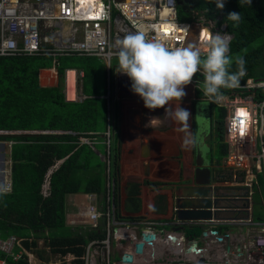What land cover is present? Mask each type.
I'll use <instances>...</instances> for the list:
<instances>
[{
  "label": "built area",
  "instance_id": "2783aa9c",
  "mask_svg": "<svg viewBox=\"0 0 264 264\" xmlns=\"http://www.w3.org/2000/svg\"><path fill=\"white\" fill-rule=\"evenodd\" d=\"M191 17L177 19L176 0H0V56L49 55L54 64L62 55L94 56L109 66L111 58L118 56L115 41L138 29H147L149 39H160L170 48L191 44L202 54L209 51L210 34L228 33L232 37L226 22H217L220 15L212 19L204 10H192ZM82 75L79 71L78 76ZM242 77L236 87L221 88L219 100L209 99L200 90L203 100L226 113V151L212 173L210 185L247 187L250 204L243 209L250 211L249 216L245 218V213L238 212L231 214L241 217L235 220H198L202 228L191 231L186 238L181 230L169 229L173 222L165 225L116 217L109 196L106 211H100L94 204V194L85 193V205L67 215L66 223L93 228L102 215L107 221L105 236L89 238L84 244L82 264H264V221L254 222L251 214L253 195H260L258 177L264 180V78L247 74ZM201 79L205 80L203 69L194 75L192 83L198 87ZM103 134L108 141L110 129ZM82 142L93 145L87 138ZM46 189L47 182L42 186V196L47 195ZM10 190L9 179L4 191ZM154 226L158 228L155 238L144 241L143 252L133 253V244L142 240V233L153 232ZM224 226H233L231 244L238 246V255L233 259L224 248ZM21 239L14 233L0 236V264H18L21 259L27 264H45L34 251L21 248ZM37 241L42 248V240ZM194 242L197 253L191 251ZM15 248L19 250L15 252ZM122 253L132 260L120 261ZM56 256L64 264H73L70 253Z\"/></svg>",
  "mask_w": 264,
  "mask_h": 264
},
{
  "label": "trees",
  "instance_id": "16d2710c",
  "mask_svg": "<svg viewBox=\"0 0 264 264\" xmlns=\"http://www.w3.org/2000/svg\"><path fill=\"white\" fill-rule=\"evenodd\" d=\"M192 10H204L205 15L212 19L220 15L217 22H226L227 29L232 33L229 55L233 61L236 56H243L246 74L264 78V41L246 51L242 50L264 36V5L261 0H252L251 6H241L239 0H225L223 9H218L214 0L181 2L177 4V19L191 20ZM231 12L241 13L239 26L227 19ZM72 57H58L60 83L57 86L41 87L37 82V72L42 67L51 66L52 56H0V130L25 131L0 134V140L12 142L11 190L0 192V236L14 233L21 237V248L34 251L43 262H47L45 255L49 253H70L73 264H82L84 244L89 238L105 236L107 217L102 215L98 225L93 228L71 226L65 221L64 197L71 193H94L98 208L105 212L107 198L112 195L111 178L114 182L117 179L118 157L114 148H110L108 153H101L105 158L102 161L90 145L81 141L82 138L89 141L99 138V132L106 127L107 118L100 100L94 97L82 101L65 100L59 85L67 68L83 70L82 84L86 95L98 93L101 87L100 62L94 57ZM95 70L96 73L92 75ZM237 71V65L233 62L229 72ZM242 79L240 77L239 81ZM220 110L216 125H219L224 137L226 113ZM33 130L46 132H31ZM225 151L223 141L221 154ZM92 156L105 167L103 173L88 174V160ZM62 159L49 176L48 194L41 196L44 175L55 162ZM258 183L264 190V180L260 176ZM113 194L116 202L114 191ZM114 214L118 217L115 208ZM38 238L43 242L42 248L38 245ZM18 264L27 262L21 259Z\"/></svg>",
  "mask_w": 264,
  "mask_h": 264
},
{
  "label": "crops",
  "instance_id": "0c3cea01",
  "mask_svg": "<svg viewBox=\"0 0 264 264\" xmlns=\"http://www.w3.org/2000/svg\"><path fill=\"white\" fill-rule=\"evenodd\" d=\"M74 56L78 55H71L72 58H75ZM58 57H56L57 62H59ZM94 58L100 62V71L103 69V73H99L101 82L99 92L93 95H86L83 92V75L78 76V72H83V70L79 68L65 69L63 81L59 85L61 92L67 101H82L87 97H94L100 100V105L105 109L106 127L99 132V135L110 129L109 140L107 141L105 134H103L102 137L99 136L100 139L93 138V145L90 146L99 157L102 156V152L108 153L110 148H114V152L117 153V179L114 182L111 178L110 181L111 190L116 194V202L111 200L110 202L117 210L118 218L146 219L167 225L168 222L172 221L173 195L177 187L188 179H192L193 161L196 153L206 165L211 167L212 173L217 170L225 154H221L224 137L221 136L219 125H216L215 108L217 107L202 99L203 84L201 82L197 83L199 88L191 82L185 86L184 90L187 95L180 101L179 105L190 112L189 120L186 123H180L174 119L170 120L165 117V108L169 105H166L165 108L151 110L146 108L142 98L131 91L132 82L130 78L123 74L124 76L120 80L118 60L114 64L110 60L108 66L102 59ZM112 58H118V56ZM58 64H54L52 58L50 67L39 69L37 82L41 87H53L60 83L57 71ZM44 72L52 73L55 76V83L42 84ZM72 72H75V75ZM95 73L96 70L92 75ZM78 81H80L79 87ZM120 82L122 87L119 86ZM170 106L175 108L176 103L170 102ZM153 117H159L163 123L152 128L147 127L146 125ZM22 132L12 130V133ZM5 142L8 141L0 140V173L4 178V180L0 178V183L3 182V185H6L9 179L11 182L10 148L12 142H9L8 145V157L4 152L6 149ZM98 145L101 149L97 147ZM218 153L222 157L220 160L217 157ZM63 160L55 162L47 170L40 187L41 196L42 186L45 182H47L46 191L48 194L49 176ZM103 160L105 158L102 156ZM8 161L10 163L9 169ZM222 186L228 185L223 184ZM0 192L6 191L3 188ZM84 194L71 193L65 195L66 222L67 215L73 212L68 208H72L76 204L78 208L82 207L80 203L75 202V196L81 195L84 199Z\"/></svg>",
  "mask_w": 264,
  "mask_h": 264
},
{
  "label": "clouds",
  "instance_id": "9594fccd",
  "mask_svg": "<svg viewBox=\"0 0 264 264\" xmlns=\"http://www.w3.org/2000/svg\"><path fill=\"white\" fill-rule=\"evenodd\" d=\"M214 2L218 9L225 6V0ZM239 4L251 6L252 0H239ZM227 19L239 26L241 13L231 12ZM210 37L209 51L202 54L198 47L191 44L170 48L160 39H149L147 29H138L115 41V47L119 49V72L130 78L131 91L142 98L146 108L151 110L169 105L165 108V117L186 123L190 112L179 105L187 95L185 86L192 82L198 71L203 69L204 95L215 100L221 98V88L236 87L240 77L246 74L243 56H236L233 61L229 55L230 34L216 32L210 34ZM233 62L238 71L230 73L229 68ZM173 101L176 103L175 108L170 106ZM162 123L159 117H153L146 126L152 128ZM9 132L12 131L0 130V134Z\"/></svg>",
  "mask_w": 264,
  "mask_h": 264
},
{
  "label": "water",
  "instance_id": "95a60500",
  "mask_svg": "<svg viewBox=\"0 0 264 264\" xmlns=\"http://www.w3.org/2000/svg\"><path fill=\"white\" fill-rule=\"evenodd\" d=\"M190 0H176L177 4L181 2H189ZM124 73H119L118 76L120 80L123 78ZM119 86L122 87L121 82ZM20 132V131H18ZM7 134H13L9 132ZM103 134L99 136L102 137ZM102 160V156L100 157ZM194 163V170L192 179H188L177 187L174 193L173 199V215L172 221L173 225L169 227L170 230L176 231L181 230L185 237L187 238L189 233L193 228L200 230L202 226L198 223V220L207 219V221L213 223V220L217 219H236L241 218L235 214L238 212L245 213V218L249 216L250 211L248 209H243L249 207L250 201L248 198V188L244 186H211L210 182L212 179V170L209 165H206L201 157L196 153ZM0 178H3L2 173H0ZM2 180V181H3ZM0 183V190H3L5 185ZM238 191V192H237ZM239 191H243L239 193ZM111 201H114V194L110 197ZM241 202V204H239ZM252 205V202H251ZM252 208V206H251ZM228 226L222 227L225 233L224 248L226 253L229 255L230 259L238 255V246L231 244L230 238V228ZM151 233H142V240L137 241L133 244V253L140 254L143 252L144 241H152L155 238V231L158 230L156 226L153 228ZM190 229V231H188ZM189 232V233H188ZM216 232V230H212ZM194 233V232H193ZM190 235L193 236L194 234ZM202 235L203 231L200 232ZM187 234V235H186ZM220 239V237L218 236ZM191 251L197 253L196 243H192ZM119 260L124 262H130L132 257L129 254H120Z\"/></svg>",
  "mask_w": 264,
  "mask_h": 264
},
{
  "label": "rangeland",
  "instance_id": "374dc122",
  "mask_svg": "<svg viewBox=\"0 0 264 264\" xmlns=\"http://www.w3.org/2000/svg\"><path fill=\"white\" fill-rule=\"evenodd\" d=\"M261 1H262V4L264 5V0H261ZM263 41H264V36H261V37L258 38V40H256L253 43H250L248 46L244 47L242 50L243 51H246L247 49H249L251 47L258 46ZM117 60H118V58H112L111 59L112 64H114ZM112 68H113V66H112ZM263 69H264V66H263ZM100 73H103V69H101ZM203 81L204 80L201 79V83L204 85V82ZM79 85H80V81H78V87H79ZM221 90H223V89H221ZM215 111H216V115H217L216 116V119L218 121L219 118H220V111L221 110H220V108H215ZM8 145H9V142H5V148L6 149H5L4 152H5V154H6L7 157L9 155L8 154V152H9V146ZM97 147L101 149L100 145H98ZM217 157H218V160H220V158H222L221 157V154H219V153L217 154ZM88 161H89V163H88L89 164V167H88L89 168L88 169V174L89 175H92L93 173H97L96 175H98L100 173H103V169H105V167H103V165H101L98 162V160H97V158L95 156L90 157ZM9 165H10V163L8 161V169H9ZM96 165L98 167H96ZM259 190H260V195H259V193L255 192L254 195H253V198H252V205H251L252 206V211H251V214H252V219L254 220V222L264 221V190L261 187L259 188ZM75 202L76 203H80V206H83L86 203V201L84 199H82L81 195L75 196ZM261 202H262V204H261ZM94 204L98 208V201L97 200L94 201ZM76 205H74V207H72V208H68V210H71V211H73L72 213H75L77 211V209H78V207ZM99 208H101V207H99ZM99 210H101V209H99ZM68 224L69 225L71 224V226L80 225V224H72V223H68ZM82 226H87L88 227L89 225L85 224V225H82ZM229 227H231V226H229ZM189 230L190 229H188V231ZM192 230L195 231V232H199V230H197L196 228H193ZM230 230L232 231L233 229L230 228ZM14 250H15V252H17L19 250V248H15ZM113 250H116L115 249V246H114V249ZM45 256L47 258L46 259L47 262L45 264H64V262L61 261L62 259H59L56 256V254L49 253V254H47Z\"/></svg>",
  "mask_w": 264,
  "mask_h": 264
},
{
  "label": "bare ground",
  "instance_id": "6f19581e",
  "mask_svg": "<svg viewBox=\"0 0 264 264\" xmlns=\"http://www.w3.org/2000/svg\"><path fill=\"white\" fill-rule=\"evenodd\" d=\"M72 73L75 75V72H72ZM52 75L53 74L50 73V72H44L43 75H42L43 76V78H42V84H48V83L50 84V83L54 82L55 76L54 75L52 76Z\"/></svg>",
  "mask_w": 264,
  "mask_h": 264
}]
</instances>
